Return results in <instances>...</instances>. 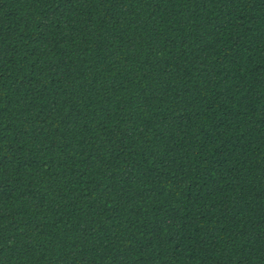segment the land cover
<instances>
[{
    "label": "trees",
    "instance_id": "trees-1",
    "mask_svg": "<svg viewBox=\"0 0 264 264\" xmlns=\"http://www.w3.org/2000/svg\"><path fill=\"white\" fill-rule=\"evenodd\" d=\"M0 264H264V0H0Z\"/></svg>",
    "mask_w": 264,
    "mask_h": 264
}]
</instances>
